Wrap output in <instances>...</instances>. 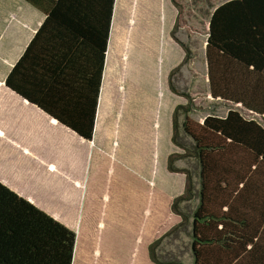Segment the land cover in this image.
<instances>
[{"label": "trees", "instance_id": "16d2710c", "mask_svg": "<svg viewBox=\"0 0 264 264\" xmlns=\"http://www.w3.org/2000/svg\"><path fill=\"white\" fill-rule=\"evenodd\" d=\"M29 1L46 16L6 84L93 139L116 0ZM206 53L212 96L236 106L203 120L191 116L190 105L176 106L173 141L198 164V185L189 173L186 193L172 203L188 224L192 260L159 254L161 238L149 253L158 264H264V0L219 3ZM179 66L169 76L176 92ZM193 197L191 212L182 210L179 203ZM76 243L74 229L0 181V264H73L87 257L88 245L75 255Z\"/></svg>", "mask_w": 264, "mask_h": 264}, {"label": "rangeland", "instance_id": "374dc122", "mask_svg": "<svg viewBox=\"0 0 264 264\" xmlns=\"http://www.w3.org/2000/svg\"><path fill=\"white\" fill-rule=\"evenodd\" d=\"M222 1L179 0L177 6L173 0H152V20L146 23L149 47L147 53L141 54V62L135 61L138 66L131 68L136 49L131 48L136 42H132L134 32L142 26L141 18L147 14L144 10L149 4H139L140 13L135 11L139 2H132V8L124 4L117 11L99 127L104 132L102 137L107 138L102 146L113 149L105 159L109 162V175L122 183L118 187L120 193L121 189L128 192L129 187L139 192L140 207L131 227L127 226L131 212H122L119 207H110L103 223L86 226L81 240L77 238L75 255L80 252L78 248L88 245L87 257L75 260L74 256L73 264H158L150 256L149 245L159 238V254L191 262L189 227L187 223L180 224L182 218L173 211L172 203L175 197L186 193L189 173L198 185V164L193 154L184 152L173 141V111L178 104H188L192 107L191 116L203 120L208 113L224 115L230 106H236L212 96L208 77L209 20ZM5 13L0 17L2 38L17 46V37L24 35L20 32V17ZM175 28L177 38L187 44L189 52L173 36ZM30 30L31 27L29 33ZM177 66L172 78L179 92L173 91L169 82L170 72ZM133 79H139L141 88L133 87ZM147 135L153 140L152 145L146 143ZM170 161L176 169L170 168ZM128 201L129 197H125L124 204ZM196 203L193 197L179 204L182 210L191 212ZM75 231L77 237L81 236L82 232Z\"/></svg>", "mask_w": 264, "mask_h": 264}, {"label": "crops", "instance_id": "0c3cea01", "mask_svg": "<svg viewBox=\"0 0 264 264\" xmlns=\"http://www.w3.org/2000/svg\"><path fill=\"white\" fill-rule=\"evenodd\" d=\"M9 1L0 0V17L5 12L14 18L20 17V32L24 35L20 38L18 36L17 46H13L14 43L8 44L4 41L3 33L0 32V181L70 228L82 232L81 236L77 237L78 241L83 237L86 226L107 220L110 207H119L122 212L130 211L131 217H127L129 221L127 226L131 227L136 221L135 211L140 207L141 197L138 191L130 187L128 192L125 193L121 189L120 193L118 187L122 183L118 177L114 181L109 175V162L106 161V156H109L113 149L102 146L107 138L102 137L104 132L100 131L99 116L105 75L112 51V37L115 34L116 13L127 3L132 8V2H139L135 7V11L139 13L141 12V9H138L139 4L144 7L146 6L143 4H149V8L146 7L144 10L147 14L141 18L142 26L134 32L135 38L132 42H136L131 48L136 49L132 57L134 60L129 66L131 68L135 66V61L141 62V54L147 53L149 47L146 23L152 20L150 12L152 0L115 2L93 139L81 136L6 84L9 72L24 53L46 16L44 10L29 0ZM170 1L172 3V0ZM8 4H14L15 7L11 8ZM7 13L6 16L9 15ZM177 13L175 8V19ZM10 19L11 16L8 17V20ZM154 130L153 128V132ZM152 141L147 135L146 143L152 145ZM138 162L140 164V158ZM110 188L114 190L111 191ZM125 197H129V201L124 204ZM131 232L133 234V230Z\"/></svg>", "mask_w": 264, "mask_h": 264}]
</instances>
